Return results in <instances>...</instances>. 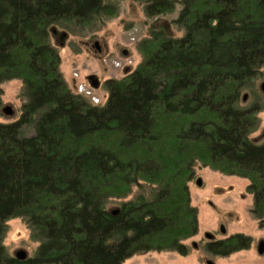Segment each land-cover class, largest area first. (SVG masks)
<instances>
[{"label": "trees", "instance_id": "obj_1", "mask_svg": "<svg viewBox=\"0 0 264 264\" xmlns=\"http://www.w3.org/2000/svg\"><path fill=\"white\" fill-rule=\"evenodd\" d=\"M133 1L149 18L179 3L172 23L184 33L152 26L136 45L141 61L106 79V101L94 104L69 88L51 37L115 15V1L0 0V106L7 80H21L23 99L18 118L0 123V264L186 254L199 229L189 189L198 166L247 178L264 224V141L251 138L259 105L242 95L264 68V0ZM144 185L116 214L107 207ZM13 217L38 243L25 259L3 243ZM249 244L236 233L205 248L227 256Z\"/></svg>", "mask_w": 264, "mask_h": 264}, {"label": "rangeland", "instance_id": "obj_2", "mask_svg": "<svg viewBox=\"0 0 264 264\" xmlns=\"http://www.w3.org/2000/svg\"><path fill=\"white\" fill-rule=\"evenodd\" d=\"M116 3V13L113 16L101 15L91 24L80 27L62 24L58 27L62 39L51 41L58 49L61 63L60 70L69 88L86 96L94 104H104L107 98L105 80L111 77L121 78L128 70H133L141 61L137 43L147 37L152 26H163L171 36H182L183 29L172 23L177 17L181 5L176 4L172 13L157 17H146L142 5L133 0H113ZM58 33H56L57 35ZM58 38V37H57ZM94 41L101 47L97 51ZM126 49L127 54L123 53ZM90 76H95L97 85H93ZM264 82V68L254 79L251 87L242 92L247 93L244 105L257 103L259 111L258 126L251 134V138L258 142L264 141V91L260 83ZM3 89L2 104L0 106V123L16 120L21 111L23 99L20 95L22 82L20 79H11L1 83ZM10 104L14 113L11 116L1 112L3 105ZM31 128L27 133H31ZM197 177L202 178V184L195 183ZM247 178L225 174L209 166H198L195 177L189 183L191 203L197 207L199 229L194 237L187 238L186 256H181L175 251H148L134 254L122 264H206L205 259H210L214 264H264V253L256 251V240L264 238V224H260L251 212L253 206L252 194L247 190ZM142 188L133 186L131 193L122 199L109 200L107 207L117 209L122 200H127L139 193H144ZM219 223L225 226V232L218 231ZM3 237L7 251L13 254L18 249H24L28 255L33 254L37 241L30 236V229L21 217L9 218ZM205 232L224 238L236 233L250 237L247 248L233 252L227 256L210 253L204 247L208 241ZM199 244L197 249L191 247V242Z\"/></svg>", "mask_w": 264, "mask_h": 264}, {"label": "water", "instance_id": "obj_3", "mask_svg": "<svg viewBox=\"0 0 264 264\" xmlns=\"http://www.w3.org/2000/svg\"><path fill=\"white\" fill-rule=\"evenodd\" d=\"M94 47L96 48L97 51H100L101 50V47H100L98 41H95L94 42ZM127 52L128 51L126 49L123 50V53L124 54H127ZM90 80H91V82H92L93 85H97L98 80H97V78L95 76H90ZM260 89L262 91H264V82H261L260 83ZM246 98H247V93H244L243 94V101H245ZM1 112L4 115L11 116V115H13L14 110H13V107L10 104H6V105H3L1 107ZM263 133H264V130H263ZM195 183L198 186H200L202 184V178L201 177H197L196 180H195ZM117 212H118V209H113L112 210V213L113 214H116ZM220 231L222 233H224L225 232V228L223 226H221ZM205 236L207 238H212L213 235L210 232H206L205 233ZM257 251H258L259 254L264 253V240H261L259 242V245L257 247ZM13 254L18 259H25L28 256V253L24 249H18ZM206 264H214V262L212 260H210V259H207L206 260Z\"/></svg>", "mask_w": 264, "mask_h": 264}, {"label": "flooded vegetation", "instance_id": "obj_4", "mask_svg": "<svg viewBox=\"0 0 264 264\" xmlns=\"http://www.w3.org/2000/svg\"><path fill=\"white\" fill-rule=\"evenodd\" d=\"M94 42H95V41H94ZM221 226H223V227L225 228V226H224L223 223H221V224L219 223L218 231H220ZM220 232H221V231H220ZM205 233H206V232H205ZM205 233H204V237H206V236H205ZM221 233H222V232H221ZM211 234L213 235L212 238H207V237H206V238L208 239V241L205 242V244H204L205 246H206L207 243H209V242H211V241H213V242H214V241H219V240H222V239H225V238L228 237V236H226V237H224V238H223V237H222V238H216V235H215V234H213V233H211ZM195 235H196V234H195ZM195 235H194V236H195ZM194 236H192V237H194ZM189 238H190V237H189ZM261 240H264V238H258V239L256 240V247H255V248H256V251H257V247H258V245H259V242H260ZM190 242H191V243H190V244H191V247H192L193 249H197V248L199 247V244H198L197 242H195V241H190ZM205 246H204V247H205ZM187 248H188V247H187ZM241 250H242V249H241ZM239 251H240V250H239ZM236 252H237V251H236ZM257 252H258V251H257ZM178 254L181 255V256H186V255H188L189 253H188V254H187V253H186V254H180V253H178ZM258 254H259V253H258ZM262 254H263V253H262ZM262 254H260V255H262ZM206 260H207V259H205V263H206Z\"/></svg>", "mask_w": 264, "mask_h": 264}]
</instances>
